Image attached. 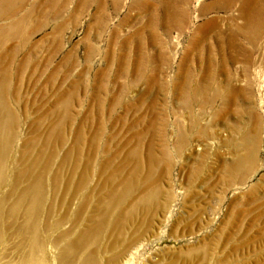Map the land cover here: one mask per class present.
<instances>
[{
	"label": "rangeland",
	"instance_id": "1",
	"mask_svg": "<svg viewBox=\"0 0 264 264\" xmlns=\"http://www.w3.org/2000/svg\"><path fill=\"white\" fill-rule=\"evenodd\" d=\"M164 1L22 0L14 1L15 16L0 18V27L23 25L22 34L0 39L1 145L9 135L0 264L25 256L26 211L16 200L37 173L44 180L37 228L57 223L43 241L50 264L67 246L52 240L69 231L74 241L88 224L72 225L80 203L87 202V219L126 175L136 189L124 202L132 213L123 215L125 239H139L132 264H264V88L253 87L251 105H208L197 90L198 51L190 45L210 19L218 28L240 25L238 4L223 10L213 8L219 0H188L179 6L188 23L183 16L169 25L175 0ZM209 46L220 61L217 44ZM223 57L217 78L227 91V72L239 80L242 68L229 64L225 48ZM9 112L16 123H6ZM255 136L250 169H233L246 154L244 137Z\"/></svg>",
	"mask_w": 264,
	"mask_h": 264
},
{
	"label": "bare ground",
	"instance_id": "2",
	"mask_svg": "<svg viewBox=\"0 0 264 264\" xmlns=\"http://www.w3.org/2000/svg\"><path fill=\"white\" fill-rule=\"evenodd\" d=\"M14 1L22 0L1 1L0 18L6 19L7 16H15V12L20 7ZM187 2L188 0H175L174 4H171L168 10L169 25L175 24L183 16L185 24L188 23V12L179 8L181 3L185 5ZM163 3L165 4L164 0ZM163 3L161 4L162 13L165 15L167 8L165 9ZM233 3L238 4L239 14L243 21L240 25L218 28L217 21L210 19L198 27L197 38H193L195 42L190 43L192 46L195 45V49L198 51L197 90L200 97L201 95L203 96L201 97L202 100L208 105L215 102H219L221 105H234V103L238 102L251 105L256 103L253 99V87H259V89L264 88V36L260 38L264 32V0H219L213 8L228 9ZM8 5L10 9L7 12ZM4 7H6L5 10H3ZM22 26L16 22L9 23L7 26H1L0 39L8 42L12 38H15L20 34ZM213 27H216L217 30L208 36L207 31ZM11 29L14 30L13 33H9ZM210 40L213 44H217L218 51H222L220 61H218L220 57H218V52L217 58L211 53L210 49L212 47L209 46ZM262 43L263 50L257 45ZM224 48L229 64L242 68L237 77L239 80H236L232 73L227 72L226 80L224 81L227 91L223 90L224 88L217 78L218 74L222 73L219 65L223 61L222 59H224ZM3 86L6 92L8 82H3ZM189 86L191 84H188L187 89ZM12 122L16 123V118L12 112H9L7 113L6 123L10 125ZM3 131L4 128L0 127V135ZM3 139V145L0 144V183L3 180L4 157L9 144V135L4 136ZM2 141L0 140V142ZM257 145V136L254 138L244 137L241 147L243 151L246 150V154L236 159L233 169L237 171L249 170V164L257 156ZM36 166L35 160L30 162L31 169ZM21 175L19 174L20 180L25 179ZM41 177L43 176L39 173L34 176L30 174L26 179L30 184L29 192L28 190L23 192L16 200V203L23 206L24 211H26L24 214L26 216L24 219L26 220L21 230L25 256L20 264H50L46 254L48 249L43 241L47 236L46 234L52 231L57 226V223L54 226L52 224L47 225V228H43L44 231H41L39 227L37 228L38 209L43 203L44 196V180ZM132 178V176L126 175L119 186L116 185L113 187L106 200L99 201L96 204L93 210L95 214H91L87 219L82 217L85 214L87 202L83 201L82 204L80 203L75 210L74 217L76 220L72 225L73 227H79L85 221L88 224L85 228L77 230L74 233V241H68L66 238L70 236L69 231L57 235L52 240V243L55 245H57L58 241L67 240V246L55 255V262L57 264H132V259L138 250L134 246H139V239L135 237H131L129 240L125 239V225L128 216H123L125 212L129 213V215L132 213V207L128 202L127 204L130 205V208L128 210V207L124 208V202L129 197H132L131 190H136L134 186L135 182H133ZM55 179L58 180L57 177ZM149 199L153 201V195L149 198H137L138 201H135V206L151 202ZM13 212L15 210L12 207L11 214H14ZM100 248H102L101 251Z\"/></svg>",
	"mask_w": 264,
	"mask_h": 264
}]
</instances>
